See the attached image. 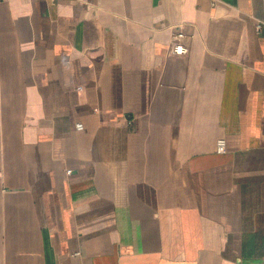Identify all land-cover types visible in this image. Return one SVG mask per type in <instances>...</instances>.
I'll return each instance as SVG.
<instances>
[{
  "label": "crops",
  "instance_id": "crops-1",
  "mask_svg": "<svg viewBox=\"0 0 264 264\" xmlns=\"http://www.w3.org/2000/svg\"><path fill=\"white\" fill-rule=\"evenodd\" d=\"M0 264H264V0H0Z\"/></svg>",
  "mask_w": 264,
  "mask_h": 264
},
{
  "label": "built area",
  "instance_id": "built-area-1",
  "mask_svg": "<svg viewBox=\"0 0 264 264\" xmlns=\"http://www.w3.org/2000/svg\"><path fill=\"white\" fill-rule=\"evenodd\" d=\"M256 27L258 30L261 29V24L257 23ZM174 42L171 47V51L173 54L176 55H185L188 54L190 51L189 45L184 41L185 39V33L183 30L179 27L177 30L174 32L173 35ZM77 127L81 129L83 127L82 123H78ZM227 151V143L225 138H219L217 141V152L219 153H224Z\"/></svg>",
  "mask_w": 264,
  "mask_h": 264
}]
</instances>
